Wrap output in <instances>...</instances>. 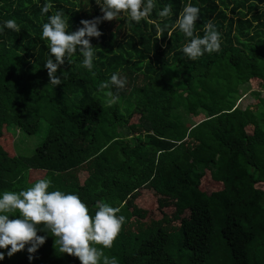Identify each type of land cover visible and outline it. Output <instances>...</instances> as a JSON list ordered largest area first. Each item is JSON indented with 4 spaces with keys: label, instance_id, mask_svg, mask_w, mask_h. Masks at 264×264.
I'll return each instance as SVG.
<instances>
[{
    "label": "trees",
    "instance_id": "trees-1",
    "mask_svg": "<svg viewBox=\"0 0 264 264\" xmlns=\"http://www.w3.org/2000/svg\"><path fill=\"white\" fill-rule=\"evenodd\" d=\"M188 2L154 0L138 23L126 12L101 20L102 35L89 38L98 52L92 70L77 54L58 67L63 81L53 87L43 67L42 24L63 9L68 31L75 30L81 19L102 16L99 6L0 0V25L14 19L20 27L0 33V192L26 188L43 171L52 180L49 190L77 193L90 214L97 201L119 208L125 222L112 247L93 244L117 264H264V188L258 186L264 185V96L254 92V109L236 105L253 80L264 88V0H190L200 9L194 36L209 21L221 35L220 51L196 60L181 51L190 38L172 28ZM44 3L52 7L41 15ZM166 4L171 14L159 17ZM158 24L168 28L157 38ZM113 72L127 82L112 89L119 99L109 106L108 89L97 86ZM200 113L202 119L188 122ZM43 122L46 135L30 156L11 154L2 143L15 128L35 134ZM204 177L220 187L204 189ZM143 188L188 217L174 231L127 230ZM37 234L46 239L31 261L18 250L0 264H80L59 251L50 231Z\"/></svg>",
    "mask_w": 264,
    "mask_h": 264
},
{
    "label": "clouds",
    "instance_id": "clouds-1",
    "mask_svg": "<svg viewBox=\"0 0 264 264\" xmlns=\"http://www.w3.org/2000/svg\"><path fill=\"white\" fill-rule=\"evenodd\" d=\"M102 16L91 19H81L75 30L68 31V18L63 9H57L47 16V21L41 26V39L48 42V58L43 67L47 70L48 82L55 87L62 83L64 72L57 69L65 61L73 62V57L79 54L80 63L92 70L97 51L89 38L102 35L98 24L101 20L117 19L122 12L127 13L131 22H140L154 7V0H95ZM52 7L44 3L40 7L44 15ZM200 9L189 0L179 13L172 28H179L188 39L181 51L187 59L196 60L205 52H219L221 35L216 26L209 21L204 26L202 36H194L193 28L199 18ZM171 6L166 4L158 11L159 17H168ZM19 32L20 27L14 19H7L0 25V33L4 29ZM168 28L167 24L157 25V38ZM171 33H168L170 36ZM126 77L113 72L107 81H101L98 90L108 89L105 95L110 106L119 97L118 92L126 85ZM52 180L47 176L36 179L31 186L16 191L0 192V260L5 255L11 256L18 250H26L28 260L32 254L43 245L46 236L38 235V231H48L55 238L59 251L78 258L80 264H117L114 257L103 254L102 250L93 246L98 244L103 248H111L113 240L119 234L125 217L117 215L119 208L107 202L97 201L94 212L90 214L88 206L74 192H63L56 188L49 190ZM11 217V218H10ZM27 245V247H26Z\"/></svg>",
    "mask_w": 264,
    "mask_h": 264
},
{
    "label": "rangeland",
    "instance_id": "rangeland-1",
    "mask_svg": "<svg viewBox=\"0 0 264 264\" xmlns=\"http://www.w3.org/2000/svg\"><path fill=\"white\" fill-rule=\"evenodd\" d=\"M250 88L247 91H242L239 98L236 101V105L241 108L251 107L255 108L258 97L255 96L256 91H260V96H264V88L261 86L259 80H253L250 83ZM204 117L203 113H200L198 116L189 118L188 122L193 124L199 121ZM133 122L136 121L135 116L131 119ZM138 131V130H136ZM46 135V124L43 122L40 125V129L35 134H28L20 129H14L13 133L8 132L2 138V143L5 145L9 153L26 155L30 156L36 146L41 143ZM76 172V170H75ZM79 176H83V170H77ZM44 175L43 171H38L35 178H40ZM66 175V174H65ZM64 175V177H65ZM73 175L74 171H73ZM34 178H29V181H32ZM66 180V178H65ZM33 183V182H32ZM31 183V184H32ZM71 182H69L70 184ZM81 183V182H80ZM29 184V186H31ZM264 188V185L261 183L258 184ZM204 189H218L220 186L217 183L211 184L210 179L202 180V186ZM141 195L135 201V220L130 223V227L127 229H142L147 227H157L160 226L166 231H174L178 227L180 220H184L188 217L186 211H180L175 209L173 202L170 199L164 198L165 201H162L158 198L155 192H150L148 189L143 188ZM136 210V211H135ZM129 225V224H128Z\"/></svg>",
    "mask_w": 264,
    "mask_h": 264
}]
</instances>
